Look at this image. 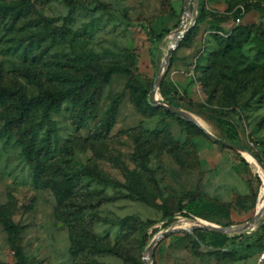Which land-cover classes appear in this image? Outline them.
I'll return each mask as SVG.
<instances>
[{
  "label": "rangeland",
  "instance_id": "374dc122",
  "mask_svg": "<svg viewBox=\"0 0 264 264\" xmlns=\"http://www.w3.org/2000/svg\"><path fill=\"white\" fill-rule=\"evenodd\" d=\"M20 1L0 0V83L21 87L27 97L46 89L63 97L50 115L49 136L40 107L27 120L33 135L25 123L0 134V212L17 225L26 264H144L148 243L167 227L196 228L158 240L150 264H255L259 229L222 233L228 248L217 252L206 246L214 231L202 227L239 226L264 214V171L250 155L264 159V0H202L206 19L197 25L193 0L186 13L185 0H82L71 15L63 0H30L26 7ZM181 25L189 28L175 46L171 31ZM53 27L63 36L48 34ZM233 37L239 44L224 52ZM110 65L128 72L113 74L99 89L82 83L86 72ZM158 75L154 98L244 152L188 129L184 118L160 106L149 109L140 91L153 105L148 95ZM114 100V121L105 131ZM6 112H14L13 104H0V128ZM217 119L233 124L235 139ZM138 148L150 152L143 166ZM128 178L145 198L128 187ZM126 216L136 219L118 223ZM92 240L116 254L92 253ZM13 260L0 222V264Z\"/></svg>",
  "mask_w": 264,
  "mask_h": 264
},
{
  "label": "trees",
  "instance_id": "16d2710c",
  "mask_svg": "<svg viewBox=\"0 0 264 264\" xmlns=\"http://www.w3.org/2000/svg\"><path fill=\"white\" fill-rule=\"evenodd\" d=\"M63 2L67 5L68 14L70 15L73 14L77 9L83 6L82 0H63ZM20 3L22 4L23 7H26L29 5L30 0H21ZM198 6H199V12L196 17V23H195L196 25L203 22L206 19V14L203 12L202 0H198ZM18 12L21 13V10L18 9ZM238 14H239V11H237L235 15L237 16ZM43 20L46 21L45 19ZM63 33H64L63 29L57 28V27H53L48 30V34H52V35L63 36ZM168 33H169V30H164L160 32L158 37L162 39ZM40 34L41 33L36 34L35 36L38 39H42V36ZM247 37H248V31L245 34V38ZM34 40H35V37L34 38L30 37L31 42H33ZM239 41L240 40L236 39V37H233L232 41L226 40L223 44V51L227 52L228 49L232 47V44L238 45ZM127 72H128V69L124 66L110 65L106 69H97L94 71L86 72L81 77V80H82V83L84 84H87V83L96 84V88L99 89L101 85L108 83L110 77L113 74L127 73ZM160 90L162 94H166L164 87H162ZM70 91L78 94V92H80V87H74L70 89ZM146 94L147 93L145 91H142V90L140 91V97L145 102L146 106L152 111H155L158 107L146 103ZM13 98H16L17 102H14V100H12ZM62 98H63L62 93L60 91H54V90H48V89L40 90L37 93V95L27 97L21 87H12V86L3 85L0 83V104L2 105L7 104V106L13 104V110H14V112H9V113L6 112V113L1 114V117L3 119V125L0 128V134L9 136L13 133L14 127L25 123L27 130L30 132L31 135H33L36 131L35 125L32 124V122H28L27 120L30 118L31 112L40 107L42 108L41 121L42 123L46 124L47 136H49L48 135L49 130L52 129V122L50 119V115L52 114V112L59 110L60 104L62 102ZM116 110H117V100H114V102L111 105L110 111L108 112L106 118L103 121V128L105 131L111 128L113 121H114L115 114H116ZM165 113L176 117L169 111H165ZM180 120L183 122V124H185V126L188 129L207 136L206 133L203 131V129H201L195 123L191 121L183 120V119H180ZM217 126L220 129L225 130L227 134V138L229 140H233L237 136V131L235 127L229 121L217 119ZM23 150L25 152L27 159L31 160V153H30L31 146L29 142L25 143ZM149 153L150 152L148 150H144L142 148L137 149L136 158L140 160L142 166L145 163V156L148 155ZM256 156L260 159V161L264 163L263 158L259 157V155L257 154ZM89 173L92 176H96V173L91 170L89 171ZM71 178L73 177H70V175H68L67 179H71ZM128 184H129L128 187L131 190H134L140 198H145V195L142 192V190L136 187L132 179L128 178ZM164 213L167 216L171 215L170 213H167L166 211ZM135 219H136L135 216H126L120 221H118V223L124 224L129 221H133ZM0 222L3 224L5 230L7 231L8 240L12 244V252H13V258H14L13 264H26L23 251H22V247L16 242V236H17V231H18L17 225H15L9 219L3 218V216L1 215V212H0ZM200 230L201 228L195 229V235H197L198 237H199L198 233ZM263 233H264V224L261 225V227L259 228V233L256 236L257 240H259L261 243L260 249L263 246ZM210 234L212 235V239L210 243H206V246L210 247L212 250H216L217 252H219L221 249L228 248L226 247L228 237L225 234H222L219 232H210ZM90 248H91L92 253H98V254L100 253L116 254L117 252L114 247H111L105 244H97L94 240H92Z\"/></svg>",
  "mask_w": 264,
  "mask_h": 264
},
{
  "label": "water",
  "instance_id": "95a60500",
  "mask_svg": "<svg viewBox=\"0 0 264 264\" xmlns=\"http://www.w3.org/2000/svg\"><path fill=\"white\" fill-rule=\"evenodd\" d=\"M184 5H185V13H186L187 10L189 11V1L188 0H185ZM197 6H198V0H193V8H192V11H191V13L194 15L193 16V19H192L193 22L195 21V17H196V9H197ZM185 13H184V15H185ZM180 27H178L177 29H175V31L176 32H179L180 31ZM188 28L189 27H187V29H185L183 31V33L181 34V38L187 32ZM181 38H179V40ZM179 40H178V42H179ZM178 42H177V44H178ZM174 49H175V47H172V48H170L168 50V52L166 53V56L163 59V62H162L163 64H165L168 61V58L170 57V55L172 54V51ZM159 76L160 75H158L157 76V79L155 80L153 89L149 92V102L151 104L156 105V106H160V107L164 108L165 110L169 111L170 113H172L174 115H177L179 117L184 118L187 121H191V122L195 123L201 129H203V131L206 133V135L210 139L216 141L217 143H220V144L225 145V146H228V147H232V148H234L236 150H239V151H244L238 145H236L234 143H231V142H229L227 140H224L222 138H219V137L215 136L214 134H211V133L207 132L204 127H202L196 120L192 119L189 116V113L188 112H186V111H184V110H182L180 108H177L176 106L168 103L163 98H160V99L154 98V94L156 92L157 85L159 84V81H160V77ZM251 155L254 157V159L260 165V167L264 170V163L261 162L260 159H258L255 155H253V154H251ZM256 218H257V214L250 221H248V222H246V223H244L242 225H239V226H230V227H221V226H219V227H213V226H204V227H202V226H200V227H202L204 229H208V230L214 231V232H221V233H242V232H246L247 234H251L252 232L258 230L261 227V225L264 223V214H263L260 217V219H258L257 227L254 230H252V231H247L248 228L250 227V225L254 222V220ZM194 228H196V227H194ZM191 230L176 229V228L167 227L166 229L159 231L154 236V238L148 243V245L146 247V255L143 258L144 264H150V260L152 259V250H153V248H154V246H155V244H156V242L158 240H160L161 238H164L165 236H167L168 234H170L172 232H176V231H186V232H189Z\"/></svg>",
  "mask_w": 264,
  "mask_h": 264
},
{
  "label": "bare ground",
  "instance_id": "6f19581e",
  "mask_svg": "<svg viewBox=\"0 0 264 264\" xmlns=\"http://www.w3.org/2000/svg\"><path fill=\"white\" fill-rule=\"evenodd\" d=\"M188 11V10H187ZM189 11H191L190 10V6H189ZM193 15V14H192ZM194 16V15H193ZM192 19H193V17H192ZM183 24V23H182ZM181 27H182V25H181ZM181 27H180V31L179 32H176L175 30H173V31H171V32H174L176 35H177V40H176V42H175V46H176V44H177V42H178V40H179V38H181V34L183 33V31L185 30V29H187V27H189V25L188 26H186V28L182 31L181 30ZM170 32V33H171ZM174 46V47H175ZM173 47V46H172ZM172 47H170V48H172ZM169 48V49H170ZM166 56V55H165ZM164 56V57H165ZM163 57V58H164ZM189 116H190V114H189ZM191 117V116H190ZM192 118V117H191ZM193 119V118H192ZM242 152H244V151H242ZM251 155V154H250ZM252 156V155H251ZM253 157V156H252ZM254 158V157H253ZM256 161V160H255ZM257 163V162H256ZM258 164V163H257ZM259 165V164H258ZM260 166V165H259ZM261 168V167H260ZM262 169V168H261ZM263 170V169H262ZM264 171V170H263ZM257 214V218L254 220V222L250 225V227L248 228V230L247 231H252V230H254L256 227H257V224H258V219H260L259 217H258V213H256ZM214 227V226H213ZM215 227H219V226H215ZM194 228V227H193ZM193 228H191V229H193ZM176 229H182V228H176ZM191 229H189V230H191ZM186 230V229H185Z\"/></svg>",
  "mask_w": 264,
  "mask_h": 264
},
{
  "label": "built area",
  "instance_id": "2783aa9c",
  "mask_svg": "<svg viewBox=\"0 0 264 264\" xmlns=\"http://www.w3.org/2000/svg\"><path fill=\"white\" fill-rule=\"evenodd\" d=\"M236 21L239 22L240 18L236 17ZM255 264H264V233H263V246H262V248L260 249V251L258 252V254L256 256Z\"/></svg>",
  "mask_w": 264,
  "mask_h": 264
}]
</instances>
